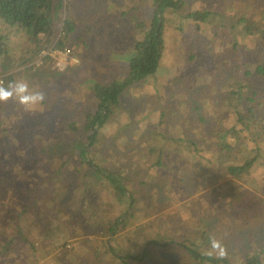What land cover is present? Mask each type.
<instances>
[{"label":"trees","instance_id":"16d2710c","mask_svg":"<svg viewBox=\"0 0 264 264\" xmlns=\"http://www.w3.org/2000/svg\"><path fill=\"white\" fill-rule=\"evenodd\" d=\"M188 1L151 0L150 22L144 19L138 20L139 23L133 29L134 44L130 47V51L134 53L129 59L127 58V67H129L127 77L119 84L94 83V80H88V78L82 82L83 84L90 81L89 87L94 85L95 101L92 104L75 105V100H67L65 102L67 108L63 110L66 115L61 116L57 113L52 120L44 118L40 114L41 111H37L38 109L26 116L24 113L27 111L23 112L21 106L13 101L0 104V196L4 190H12L15 197L14 204L19 207L18 211L6 209L5 216L0 219V224L4 222L13 225L12 233H7L8 239L0 240V264H77L72 262L69 253L80 257L82 264H89L91 255L99 258L96 259L95 264L108 262L109 264H128L127 260L130 258L143 264H153V261L158 263L157 257H164V250L172 251L175 245H178L177 250L193 253L197 264H207L208 261L213 264H234L232 262L235 260L239 264H264L262 258L264 250L258 253L255 248L240 257L233 254L228 255L226 259L209 257L197 250L195 246L199 244L197 240L199 236L205 237L208 245H211V241L207 238L205 223L198 216L199 212L192 208L200 200H196L191 207H187L188 204L185 206L179 204V199L176 201L168 198L157 202V207L172 205L174 209L183 210L186 207L191 211L188 214L189 217L180 216L181 224L177 225V228L167 230L166 235L170 238L165 241L158 239V235L161 234L159 230H149L145 222L132 220V217L135 218L137 209H140L144 216L147 215L146 204L150 201L145 202V200H150L147 193V186L150 183L146 180H138L128 170L123 162L128 156L122 154L117 157L116 153H119V150L113 144L111 150L103 156L102 161L96 158V153L89 157L91 148L99 147L100 142H103L96 135L99 132L101 135L104 134L101 126L107 123L114 113L113 108L118 106L123 89L128 83L140 81L157 71L165 41L164 16L183 9L182 23L190 24L185 28L180 26V30L184 32L193 25L196 31H199L211 19L219 18L222 28L212 33L208 47L200 46L195 49L194 46L191 54L187 56L188 67L191 70L188 67L178 66L177 71L185 72V75H191L193 71L197 75L206 73L203 81L209 84L208 87L212 91H219L222 96L220 105H214L213 110L209 109L214 117L213 123L209 125L212 126L208 133L212 136L214 133L220 141L219 144L228 146V150H234L236 153L239 152V148L248 151V157L242 162L229 164L224 171L221 167L219 168L220 174L227 173L230 178L225 181L226 185L219 188L222 189L220 193L211 190L210 199L204 198L203 201L212 203L215 209L222 208L215 203L216 200L223 202L229 206V209L231 208L230 211L234 215L237 213L243 215L246 219L244 221L250 222L249 213L237 202V197H243L244 193H257L255 188L246 186L250 180V174L254 171H260L263 180L258 189L264 191V91L261 89L264 86V61H260L264 58L262 52L264 47L260 43L259 48L255 46V64L252 68H244L245 65L250 64L242 61L235 54L241 45L238 42L241 34L258 33L264 40V22L253 30L247 23L246 15H236L235 19L229 13L220 12L215 5L206 4L200 0H194L193 6L187 7ZM132 7L135 6L125 5L124 0H112L110 5L104 7V14L93 16L94 19L92 18L89 24L83 25L82 18L71 11L70 0H0V74L3 81L8 82L23 76L32 84L33 78L41 80L43 77L44 79L47 76L45 62L51 59L50 55H42L39 57L40 64L34 63L43 46L52 42L56 47L63 48L67 45V40L74 43L82 42L84 46H87L93 36L95 24L112 23L113 31H115L120 22H125V15L130 13L129 10ZM137 7L142 6L139 3ZM125 9L127 10L124 11ZM141 12H144L141 16L144 18L147 13L146 8L144 7ZM99 17L105 18L106 21H99ZM229 31H232L234 36L229 41V45H225L223 40L229 35ZM206 48L221 54L212 53ZM205 50L211 53L210 58L205 59ZM72 54L80 57L81 63L87 62L88 55L83 54V51L72 52ZM71 68L67 69L71 70ZM56 70L54 68L52 72L57 73L58 70ZM187 81L191 84L189 79ZM32 85L38 86L37 83ZM169 91H172V88ZM230 97H234L235 101L231 102ZM64 101V97L57 98L55 112H59ZM194 105L200 106L197 100ZM218 107L224 108L223 114L218 111ZM35 115H41L40 119H36ZM57 119L63 126L60 128L58 124V129L52 131L54 128L48 121L51 120L54 123L58 122ZM32 126L43 128L37 135L39 145H34L36 163H30L22 173V180L18 181L13 172L21 174L23 169H12V164L5 163L7 152L4 147L8 144L17 146L25 141L26 135L31 139ZM21 133L24 134L20 136ZM229 135L234 137L238 145L233 142V138L232 142L227 143L226 139ZM168 137L171 140L176 139L171 135ZM244 137L246 141H243ZM151 147L150 150L153 151L154 146ZM158 149L154 157L156 159L151 163V171L161 175L162 170L157 167H161L164 157L159 154L163 149ZM19 151L16 152V157ZM18 159L20 158L16 160ZM28 162H31V159ZM168 169L172 170L171 167ZM81 173L83 175H80ZM209 174L213 176V170L210 169ZM174 179L175 175L168 174L166 177L159 178V181L157 179L155 185L171 191L179 187L177 183L170 184ZM204 179L207 180V176ZM98 182L109 185L116 199L125 208L124 212L107 217L106 212L100 211L102 208L97 201L83 208L84 204L90 202L91 197L88 196V191L95 195ZM137 184L139 187L144 185L146 191L142 189V193L135 194L131 187ZM185 186L187 188L179 187L178 190L181 195L190 196L191 191L188 188L191 187L187 184ZM172 196L175 198L174 195ZM4 206L9 208V204ZM76 208L77 212H74ZM61 211H67L68 215L58 216ZM90 217L96 220L91 222ZM129 222L134 225L126 235L128 240H135L130 243L129 248L139 245L138 240H146L143 246L139 245L136 254H131L132 250H130L121 255L109 242H106L102 249L91 246L93 237L89 235L102 236L106 233L119 238V236L122 237L119 235L120 231L125 230L127 228L125 225ZM107 225L108 229H106ZM83 234L87 236L81 238ZM68 244L72 246L68 248ZM105 256H111L110 260L106 259L104 262ZM176 258L180 264H183V259Z\"/></svg>","mask_w":264,"mask_h":264},{"label":"rangeland","instance_id":"374dc122","mask_svg":"<svg viewBox=\"0 0 264 264\" xmlns=\"http://www.w3.org/2000/svg\"><path fill=\"white\" fill-rule=\"evenodd\" d=\"M111 1L70 0L71 11L75 15H79V18H82L83 25H87L90 20L94 19L93 16H99L100 13L104 14V7L110 5ZM124 1L125 5L135 7L129 10L130 13L125 15V22H120L115 31H113L112 23L105 22V18L99 17V21L105 23L101 25L97 23L94 25L95 29L93 28L92 31L93 36L90 38L91 40L87 46H84L82 42L74 43L65 38L68 41L67 45L63 48L55 49L49 54L51 59L45 62L47 76L44 79L42 77L41 80L32 79V84L37 83L39 88L45 93L46 98L48 97L43 105L35 109H38V112L41 111L40 114L44 118H51L52 120L57 113L61 116L66 115L63 110L67 108L65 102L70 99L75 100V105L92 104L95 101L93 96L94 85L92 84L89 87L90 81L82 84L87 78L88 80H94V83L111 82L112 84H119L127 77V71L129 70V67H127L128 59L134 53L130 51V47L134 44L132 40L133 29L139 23L137 22L138 20L144 19L148 20V23L150 22L152 18V3L151 0ZM193 1L189 0L187 7L189 5L193 6ZM200 1L215 5L216 9L220 12L229 13L233 18L236 15H246L248 17L247 23L253 30L264 22V17H262L264 13V0ZM139 3L142 7H137ZM144 7L147 13L144 18H141L144 14L141 10ZM183 11V9H180V11L171 12L169 16H164L165 41L157 71L145 76L140 81L137 80L134 83H128L123 89L118 106L113 108L114 113L109 117L108 122L101 126L103 127L101 130L104 131V134L101 135L99 132L96 135L103 142H100L99 147L91 148L89 157L93 153H96V158L102 161L103 156L111 150L113 144L119 150V153H116L117 157H120L122 154L126 157L128 156L123 160L128 170L138 180H146L147 183H150L147 186L148 198L150 200H145V202L150 201L146 204L148 208L147 215L144 216L140 212V209H137L135 218L132 217V220L135 221L136 219L137 221L145 222L149 230H159L161 234L158 235V239L165 241L170 238L166 235L167 230L177 228V225L181 224L180 216L189 217L188 214L191 211L186 207L183 210L174 209L172 205H161L157 207V202H160L161 199L168 198L176 201L179 199V204L183 206L188 204L186 206L191 207L196 203V200H200L192 208H195L199 212L200 215L198 216L205 223L208 233L207 238L210 240V237L214 236L225 247L226 255L222 259H226L228 255L233 254L240 257L242 254L248 253L250 249L254 250V248L258 253H261L264 250V191L258 189L263 180L260 171L251 173L250 180L246 183L247 187L255 188L257 193H244L243 197H237V202L249 213L248 218H251L249 223L244 221L246 219L243 215L238 213L234 215L230 211L231 208L229 209V206L223 202L215 201L224 210L219 207L215 209L216 207L214 205L212 207V203L203 201L204 198L210 199L209 193L211 190L220 193L222 189L220 190L219 188L226 185L225 181L230 178L227 173L220 174L219 168L221 167L224 171L227 165L242 162L248 157V151L241 150L240 148L238 153L234 150H228V146L219 144L220 141L215 137L214 133L213 136L208 133L209 128L212 126L209 125L213 123L212 119L214 117L209 109L213 110L214 105L219 106L222 101V96L219 91H212L208 87L209 84L203 81L206 73L197 75L193 71L191 75H185V72L180 73L177 71L178 66L188 67L187 56L191 54L194 46L195 49L197 47L200 48V46L208 47L212 33L222 28L220 19L218 18L217 20L211 19L199 31H196L194 25L193 27H188L187 32H184V30L181 31L180 26L183 28L190 26L188 22L182 23L181 13ZM233 36L234 33L229 31V35L223 40L224 44L229 45V41ZM238 42L241 45L235 56H239L242 61L250 64L245 65L244 68H252L255 64V46L259 48L261 44L264 47V40L258 33L241 34L238 37ZM65 48H70V52L67 53L64 51ZM207 50L210 51L209 49ZM78 51H83V54L88 55L87 62L81 63V58L72 54V52ZM210 52L221 54L216 50ZM262 52L264 53V48ZM204 56L205 59L210 58L211 53L209 54L205 50ZM35 59L37 60H34V63L39 62L40 64L38 56ZM260 61H264V58H261ZM69 67H72L71 70L67 69ZM54 68L58 70L57 73L52 72ZM187 79L191 81V84L188 83ZM171 88L172 91H169ZM261 89L264 91V86ZM58 97H64L65 101L64 105L59 109V112H55L54 107H56ZM195 100L199 102L200 106L195 107ZM229 100L231 102L235 101L234 97H230ZM16 104L21 106L18 103ZM21 108L23 112L26 111L23 106ZM218 111L223 114L224 108L218 107ZM24 114L29 116L31 111H27ZM41 115H35L34 117L40 119L39 117ZM67 115H72V113H67ZM51 120L48 123L54 128L52 131L58 129V124L60 128L63 126L59 119H57L58 122L54 123ZM41 130H43L42 127L32 126L30 129L31 139L26 135L25 141L17 146L8 144L4 147L7 152L5 163L12 164V169H23L21 174L13 172V175L18 181L22 180V173L29 167L30 163H36L34 150L36 147L34 145H39L37 135ZM23 134L21 133L20 136ZM170 135L176 137V139L171 140L168 137ZM232 138L235 143L234 137L230 135L226 139L227 143L232 142ZM99 140L97 139V142ZM243 141H246V137H244ZM151 146H154L153 151L150 150L152 148ZM157 148H159L158 150L163 149L159 154H162L164 159L161 161V167H157L162 170L161 175L151 171V163L156 159L154 157L157 154ZM18 150L20 151L16 157ZM17 158L20 159L16 160ZM30 159L31 162H28ZM168 167H171L172 170H169ZM210 169L213 170V176L209 174ZM168 174L175 175L174 181L170 182V184L173 183L174 185V183H177L180 188L186 187L185 184L189 185L191 188L188 189L191 191V195H181L178 190L179 187L173 188L172 186L173 189L169 191L155 185L157 179L159 181V178L166 177ZM80 175H83V173ZM205 176H207V180L204 179ZM181 177L182 181H180ZM239 184L243 183L239 182ZM96 186L95 195H92L88 191V196L91 197L90 202L84 204L83 208L88 207L91 202L94 203L97 201V204H100L99 206L102 208L100 211L106 212L107 217H111L113 214L117 216L125 211V208L116 199L113 190L108 184L98 182ZM131 188L135 194L142 193V189L146 191L144 185L139 187L137 184ZM82 196L85 197L84 195ZM14 198L12 190L10 189L4 190L1 194L0 219L5 216L4 211L6 209L19 210V207L14 204ZM5 204H9V208L4 206ZM73 211L77 212V208ZM67 215V211H61L58 216L62 217ZM89 220L94 222L96 218L90 217ZM102 220L107 219L102 218ZM108 225L106 229H108ZM133 225L132 222L127 223L125 225L127 228L120 231L119 235L122 237L119 236V238L112 237V234L106 233L102 236H98L97 234L89 235L93 237L91 246H97L99 249H102L103 245L109 242L121 255L128 253L130 250H132L131 254H136L139 245L143 246L146 240H138L139 245L137 244L131 249L129 248L130 243L135 242V240H128L126 233L130 231ZM11 230H13V225L4 222L0 224V240L3 238L8 239L7 233H12ZM85 236L87 235L83 234L81 238ZM203 238L205 237H197L199 244L197 243L195 248L209 256L207 252L211 250V245H208L206 238ZM74 240L76 241V238ZM77 244L79 243L77 242ZM71 246L72 244L67 245L68 248ZM177 247L178 245L173 246L172 251L164 250V257H157L158 263L180 264V261L176 258L179 257L183 259V264H197L193 253L177 250ZM69 256L73 263L82 264L80 263L82 261L80 257L75 254L73 255V253H69ZM209 257H216V255L214 253ZM97 258L91 255L89 257V264H95ZM110 258L111 256H105L103 260L105 262L106 259L110 260ZM262 258L264 260V252L262 253ZM127 263L143 264L140 261H133L132 258L128 259ZM158 263L153 261V264ZM209 263L213 264L211 261H208L207 264ZM232 263L239 264L237 260Z\"/></svg>","mask_w":264,"mask_h":264},{"label":"clouds","instance_id":"9594fccd","mask_svg":"<svg viewBox=\"0 0 264 264\" xmlns=\"http://www.w3.org/2000/svg\"><path fill=\"white\" fill-rule=\"evenodd\" d=\"M45 100L46 95L43 90H41L39 86L31 85L23 76L8 82L0 80V104L13 101L23 106L26 111H32L38 106L43 105ZM210 241L211 250H209L207 254L211 256L215 253L217 258H224L226 249L223 244L214 236L210 237Z\"/></svg>","mask_w":264,"mask_h":264},{"label":"built area","instance_id":"2783aa9c","mask_svg":"<svg viewBox=\"0 0 264 264\" xmlns=\"http://www.w3.org/2000/svg\"><path fill=\"white\" fill-rule=\"evenodd\" d=\"M55 49H59L58 47L55 46L54 43L50 42L48 44H46L45 46H43L39 52H38V58L42 55H47V54H50L52 51H54ZM70 48H65L64 51H66L67 53L70 52ZM0 80H3V77L2 75H0Z\"/></svg>","mask_w":264,"mask_h":264}]
</instances>
